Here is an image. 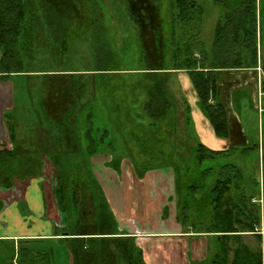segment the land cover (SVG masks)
I'll return each instance as SVG.
<instances>
[{"label":"trees","instance_id":"trees-1","mask_svg":"<svg viewBox=\"0 0 264 264\" xmlns=\"http://www.w3.org/2000/svg\"><path fill=\"white\" fill-rule=\"evenodd\" d=\"M217 1L224 6L227 21L223 23L224 25L219 24L216 41L221 42L228 57L226 60H219L222 61L221 64L216 62L213 63L215 66H209L205 43L199 37L200 31H198L203 9L196 0H174L170 8L173 14L171 27L168 30L164 27V19L156 0H125L126 16L133 27L139 30L138 38L143 48L141 55L143 67L132 71L138 75L135 80H128L126 76L116 75L120 71L123 73L120 68L123 63L122 52L120 47H116V40L111 41L110 33L99 20L97 0H94V5L88 0H0V73L4 72L10 76L22 75L25 72L23 70L25 58L26 60L29 56L33 58L38 51H41L46 53L49 59L54 45L65 48L67 43L81 37L83 32L90 31L95 38V59L88 64V67L93 68L87 69L92 70L94 76H98L91 83L88 81L93 97L87 98L92 95H85L89 88H84L83 83L81 86H75L70 82H62L57 86L50 82L45 85V96L42 98V105L38 106V114L46 123V129L57 132L56 136L48 137L53 147H64L65 143L70 141L74 146L77 144L79 148L81 147L80 151L68 152L57 150V147L53 151L62 168L64 179L61 180V185L64 193L67 180L71 176L69 169L71 164L74 165L73 154L76 158H78L76 153L85 154V158L80 154L81 158H78L79 162L75 166L77 171L88 173L86 168L88 158L101 152V147L107 148L113 156L110 165L115 169L120 168L122 158L116 157L119 154L116 152V137H118L116 132L122 134L120 139L124 143V151H129L125 147L134 145L144 147L147 143H151V139H158V145H163L165 139L169 143L176 140L172 146H180L186 144L191 136L196 135L190 104L182 95L176 98L175 92L170 87L173 86L171 76L174 72L171 70L188 72L198 106L210 122L216 136L221 139L231 138V119L227 102L220 98V92L225 88L222 87L225 77H221L217 69L240 67L257 69L255 29L258 14L262 12L261 9L259 12L258 0ZM146 34H150L148 38ZM197 53L199 55H196ZM234 55L237 62L230 61L232 60L230 57ZM259 85L263 92L261 100L264 113V79H261ZM229 90L224 89L225 92ZM97 97L102 103L103 98L105 99L103 107L106 105V113L109 117L105 114L102 118L95 116L97 113L105 112V109L98 105ZM176 111L184 113L186 117L184 125L189 137L185 142L176 134V120L169 121V115ZM242 133L239 130V134ZM83 144L87 145V151L83 150ZM226 151L228 150L209 148L197 136L194 154L192 151L191 156L190 153L186 154L187 157L181 154L175 157L177 155L174 153L169 156L167 164L175 172L179 219L186 228L192 227L196 232L216 234L217 251L213 255L215 258L199 264H264L260 250H251L244 245H241V248H233L231 244L233 238L257 230L261 224L259 205L252 198L247 201V210L244 205L239 210L233 206L229 193L232 178L235 176V165H222L220 167L222 171L215 179L214 185L203 189V178L212 172L214 167L210 165L199 169V166ZM41 158L35 154L24 155L12 150L1 152L0 187H11L18 177L26 179L36 176L37 174H33L30 168L33 166L37 168L39 163L42 166ZM133 163L135 168L142 169L139 176H143L148 170L162 167V165L142 164L135 160ZM225 168L228 170L227 176L222 174ZM22 169L23 173L17 174L18 170ZM195 171L202 173L198 180L194 178ZM85 186L89 189L87 184ZM95 201H97L96 197ZM70 202L64 199L63 207H70ZM104 202L106 212L112 215L106 198ZM196 206L198 211L195 210ZM202 210H206L204 213L208 217L207 221L203 219ZM242 215H246L248 224L239 228L237 224L241 226L244 222ZM110 224L108 217L105 221L104 218L99 217L96 222H86L87 229L76 234L102 235L93 237L95 238L91 239L93 241L100 239L109 242L122 239L114 237L117 234L115 232L103 230V227L106 230ZM62 234L72 235L66 232ZM259 235L260 233L257 234ZM126 240L130 241L129 238ZM61 241L64 245L70 243L74 264H97L96 261L104 250L96 244L91 245L90 242H86L85 237H63ZM89 246H91L90 250ZM134 248L136 253L133 252L134 256L131 260H125L126 263L146 264L142 249L139 246ZM231 252L233 258L230 256ZM122 253L129 255V248H124ZM0 264L55 263L52 248L42 250L37 248L33 241L22 239L17 249L14 243H0Z\"/></svg>","mask_w":264,"mask_h":264},{"label":"rangeland","instance_id":"rangeland-1","mask_svg":"<svg viewBox=\"0 0 264 264\" xmlns=\"http://www.w3.org/2000/svg\"><path fill=\"white\" fill-rule=\"evenodd\" d=\"M196 1L203 9L202 20L199 23L198 31H200L199 37L204 41L205 49L208 53L207 65L215 66L213 63L216 62H220L221 64L222 61L219 60H226L228 54L226 50H223L225 48L222 46L221 42L216 41V37L219 24L222 25L227 21L225 16L226 10L223 4L217 0ZM88 2L94 5V0H88ZM156 2L159 5L161 16L164 19V27L166 30H168L169 27H171L173 14L171 13L170 8H172L174 0H156ZM257 5H259V12L260 9L262 12L261 14H258L257 27L255 29L257 32L256 54L258 59V68H260L251 70H242L244 67H240L239 70H235L233 68H225L227 70L224 68L217 69L218 74L221 75V77H225L224 81L222 82V87L224 86L225 88H222L223 90L220 92V98L224 102H227L229 117L231 119V138L224 139V144L221 146H214L215 144H212L211 141L213 139L209 138V136L211 133L214 134L213 128L198 106L197 99L194 95L195 93L192 91L193 86L191 85V80L188 73L181 71L178 76L179 72H172L173 74L171 76V80L172 82H176V85L174 83V85L170 87L173 92L175 90V97L177 98V96H180L178 85H181L183 93L181 91L180 92L185 94L192 109L191 114L196 134L193 135L196 137L191 136L192 138H187L189 136H187L184 125V118H186L184 117L185 114L176 111V113H171L169 115V121L174 119L176 120V134L181 141L185 142L188 139L186 144L172 146L176 140H173L172 143H169V141L165 139L167 143L165 142L163 145H158V139H151V143H147L144 147L141 145H134L131 147H125L129 151H124V143L120 139L122 134L116 132L118 135V137H116V152L119 153L116 157H121V161L124 160L126 162L125 170H128L127 176L135 177L132 170V161L134 162L135 160L136 162H141L142 164L151 166L162 165L161 169L167 170L169 169L167 161L169 156H171L173 153L177 155L175 157H179V154L187 157L189 153L191 156L192 151L193 154L195 153L197 136L211 149L228 150L224 154H221L214 159L207 160L199 166V169L210 165L214 167L213 171L208 173V175L203 178V189L205 190L207 187L212 186V184L214 185L215 179L219 177V173L222 171L220 170L222 165H235V176L232 178L233 181L230 185L229 193L233 200V206L239 210L244 205L245 209L247 210V201L251 200L252 198L253 201L257 202L259 205L261 224L257 227V230L245 232L240 235V237L233 238L231 244L233 248L244 245L249 247L251 250H260L264 260V113L261 100V97H263V92L261 91V86L259 85L261 79H264V0H258ZM97 6L99 7V20H101L103 25L106 26L107 31L110 33L111 41L115 39L116 47H120L122 52L123 63L122 67L120 68H122L123 73H121L119 70L120 72L117 71L119 73L116 75L126 76L128 80H135L138 75L132 71H136L135 69L143 67L141 62L143 48L141 45V40L138 38L139 30L133 27V25L129 22L128 16H126L125 0H97ZM149 35L146 34V37L148 38ZM226 37H228V35H226ZM148 41H150V39ZM66 46L67 47L65 48H61L60 45H54V49L51 50L52 52L49 59L47 54L41 51H38L36 56L33 58H30V56L27 60L25 58V65L23 67V70H25L24 74L11 77L10 82H12L13 88L15 90L12 95V100L14 99L15 103V112H19L21 116H24L26 123L29 122L27 121L28 119L33 122V118L34 121H38L39 118L36 115L37 112L35 111L36 113L34 116L32 114V107H40L42 105L41 101L45 96L44 87L50 82L57 86L62 82H70L75 86H81L83 83L84 88H89L87 89L85 95L93 94V92L90 90V87H88V81L91 83L93 79H97L98 76H94L93 72H91L92 70H87L93 68L88 67V64L89 62L94 61L96 55V42L93 33L90 31L83 32L81 37L75 41H70ZM230 58H232V60H230L231 62H237L236 55ZM72 73L74 75L70 76L69 74ZM117 79L120 80L122 78ZM246 81H248L247 84ZM224 89L230 90L225 92ZM92 97L93 95L87 98ZM104 100L105 99L103 98L102 103L101 99L97 97V103L100 107L104 106ZM26 107L29 110L27 109L25 112L24 110H26ZM103 108L105 109V112L95 114L96 117L102 118L103 114L107 115L106 117H109V114L106 113V105ZM234 117L236 119H233ZM239 130H241L243 133L239 134ZM215 137L216 139H219L216 135ZM32 144L37 146L40 145L39 141ZM46 149H48L47 145L46 147L42 148V153L37 151L22 154H35L39 158H41L42 155L40 160L43 163L42 166H40V163L38 160H36L39 165L37 168L35 166L30 168L32 173L37 174L36 176H44L46 180L49 181L50 185H59L60 181L64 179L63 172L61 171L62 168L60 167V164L56 162V157L53 151H46ZM85 150H87V148ZM50 153H53L52 156L53 159H55L52 160V162L46 156ZM77 154L78 158H81V155H83L85 158V154L76 153L75 155ZM78 158L74 157L73 154L72 163L74 165L72 166L71 164L69 169L73 176H69V182L72 183L79 180L81 182L88 183L87 185L89 186V189H91L89 190L90 194L97 198L96 202L101 208L106 209L104 201L106 197L105 195L108 196L110 200V203L109 201L107 202L108 206L109 204H113L112 207L116 217L114 218V222H112L106 230H112L110 228L114 227V225L116 226L117 223L122 224V213L129 214L134 210V219L137 220L136 226L139 228L138 241L145 247L144 249L146 250L148 256L147 262L149 264H163V262L164 264H167L166 259L168 257L163 252L162 242L170 240L183 241L182 247H175L173 249L176 255L175 258L173 257L174 261H176L174 264H199L200 260L205 257L209 258L210 260L215 258L213 253L217 249L216 242L212 238L213 236L206 233L200 236H188L187 234L178 236L170 232L173 227H176L175 218L172 213L168 218L163 216V213L161 212V207L163 205L162 198L160 199L158 196H161V190L163 189L162 187L167 188L168 193V181L170 182V186L173 187L174 180H169V178L165 176L164 179L156 182V180L152 177L154 175L150 177L149 181L138 180V178H136L134 181L132 180V186L137 188V199L136 202L134 201V204H132L133 210H130V207L132 206L127 207L126 209H121L115 200H117L118 196H121L120 198L123 200L121 187L123 185L125 186L126 183L124 179V183H120L121 176L117 174L116 171H114L115 167L107 165V161L110 163V161L113 160V156L109 150L106 148L105 151H101L93 157L88 158V165L86 167L88 173L87 171L81 172L76 170L75 165L77 162H79ZM77 168H79V165ZM135 169L136 170H134V172L139 175V172H141L142 169ZM224 171L225 172L222 174L227 176L228 170L225 168ZM20 173H23V169L18 170L17 174ZM173 173V176L175 177V172L173 171ZM201 176L202 173L200 171H195L194 178L196 180L200 179ZM116 177V182H119L120 184L113 183L115 181L113 178ZM17 179H20V177ZM20 184V189L18 188L17 192L19 190L22 191L23 187L25 186L22 183ZM150 189L153 190V195H151ZM102 190H106V192H103ZM156 190H158V192ZM165 190L163 191V194ZM153 196L155 197L154 199ZM59 204H61V202ZM69 204V212L72 211L74 214H76L78 212L77 206L73 205L72 202ZM171 204L173 205L174 202ZM63 206L64 205H61L60 207L63 209ZM199 206L203 205L199 204ZM205 208L206 207L204 206V209ZM86 209L87 213L92 211V208H88V206ZM196 209H198L197 206L195 207V210ZM60 211L62 212L61 209ZM205 211L206 210H202V214L204 221H207L208 217H206V214L204 213ZM245 216L242 215V220L244 222L241 223V226L237 224V227L242 228L248 224L246 223L248 218ZM71 218H69V222H71ZM63 219H65V217H63ZM73 220L76 221L77 216L74 215ZM84 227H86V225ZM64 228L65 227H60L59 229H61V232H64ZM91 228L92 230L94 229L93 226ZM68 229L71 230V227L68 226ZM258 233H260L259 236H257ZM110 244L113 243L110 242ZM41 245L47 247L48 249L52 246L55 264H74L69 260L67 244L64 245L62 241L51 240L47 243H42ZM90 249L91 247L89 250ZM173 250L172 248L170 249V251ZM171 255L172 254H170V257ZM230 256H233V252H231ZM125 260H130L128 255L123 253L120 254L118 250L111 248V246L108 244L106 249L103 250V253L98 257L96 263L116 264L118 261V264H127Z\"/></svg>","mask_w":264,"mask_h":264},{"label":"crops","instance_id":"crops-1","mask_svg":"<svg viewBox=\"0 0 264 264\" xmlns=\"http://www.w3.org/2000/svg\"><path fill=\"white\" fill-rule=\"evenodd\" d=\"M196 55H199L197 53ZM258 68V67H257ZM260 68V67H259ZM258 68V69H259ZM235 70H239L240 68H233ZM251 70L255 68H249L244 67L242 70ZM171 70V69H169ZM227 70V69H225ZM174 72H179L178 76L181 71L187 72L185 70H171ZM188 73V72H187ZM175 75V74H174ZM16 75L10 76L7 73H0V153L6 150H12L16 151L18 153H27V152H40L42 153V148L48 146V149L46 151H54L55 147H57V150H65L68 152L80 151L81 147L76 144L74 146L73 142L65 143L64 147L55 146L53 147L50 143V140L48 137L50 136H56L57 132L48 131L46 129V123L44 120L40 117V114H38V106L32 107V114L33 116H38V121H34V118L32 119L33 122L28 119V124L25 122V117L21 116L18 113L15 112V103L14 99L12 100V95L15 92L12 82H10L11 77H14ZM177 76V77H178ZM176 85V82L173 81V85ZM248 81H246V84ZM181 84V83H179ZM172 85V82H171ZM192 85V82H191ZM193 86V85H192ZM181 85H178V91L180 95H182L186 100L187 97L183 93V90L181 88ZM13 89V90H12ZM182 93H181V92ZM194 91V89H192ZM175 92V90H174ZM195 93V91H194ZM195 98L197 99L196 93L194 94ZM24 110L25 112L27 111ZM29 110V109H28ZM36 111V112H35ZM27 119V118H26ZM214 132V130H213ZM215 134V132H214ZM211 133L209 138H212L211 141L212 144H215L214 146H221L224 144V139H216L215 135ZM40 137V138H39ZM39 141L40 145H34L32 143ZM87 148L86 144H83V150ZM102 152L106 149L101 147ZM45 153V152H43ZM54 153V152H53ZM53 153L47 154L46 156L49 158V160L52 162L53 159ZM96 155V154H95ZM42 156V155H41ZM94 156V155H93ZM92 156V157H93ZM56 157V154H55ZM109 160V157H108ZM57 162V160H56ZM104 162V161H103ZM107 165H110L109 161H107ZM56 165V164H55ZM54 166V164H53ZM133 166V174L135 177L127 176L128 170H125L126 162L123 160L121 161L120 168L115 169L114 171L119 174L120 177V183H124L125 180V186L123 185L121 187L123 200L120 198L121 196H118L117 204L121 209H126L127 207H130V210L133 208L134 201L136 202V196H137V188L132 186V180H145L149 181L150 177L152 176L156 182L159 180L164 179V177H168L169 180H174L173 187L170 186V182L168 181V193L167 188L162 187L161 190V196L162 198V207L161 212L163 213V216L170 217L171 213L174 215L175 218V228L173 227L170 232L175 235H194V236H200L204 233L213 236L212 238L216 242V234L215 233H209V232H196L195 229L192 227L186 228L182 221L179 219L180 215V209L177 206V195L175 194V177L173 176V169L172 167H169V169H151L146 171L143 176L137 175L134 170V164L132 162ZM164 172V173H163ZM172 173V174H171ZM71 176H73L71 172ZM116 176V175H115ZM174 178V179H173ZM115 181L114 184H117L119 182H116L117 177L113 178ZM124 179V180H123ZM167 179V178H166ZM102 180V179H101ZM60 181V180H59ZM58 181V182H59ZM103 181V180H102ZM24 184L22 191H18V188L20 189L21 184ZM119 183V184H120ZM85 184L81 181H74L72 183L67 180V188L66 192H63V187L61 185V181L59 185L51 184L44 176H31L26 179H16L13 183V185L9 188L6 187H0V243H14L16 246V249L18 247L19 242L22 239L33 241L35 246L39 249H48L47 247H44L41 245L42 243H47L51 240H58L61 241L63 237H85L87 240L86 242H90L91 245H97L99 248L106 249V246L108 244L111 246V248L116 249L122 253V250L124 248H129V255L128 257L132 258L133 252L136 253L135 247L141 248L142 247V255L143 260L146 264H149L147 252L144 249L145 247L139 243V228L136 226V219H134V210L133 212H130L129 214H123V222L122 224H116L114 227H111L109 230L110 232H115L117 234L114 235V237L122 238L117 239L115 241H109L104 242V240L99 241H93L91 239H95L93 237H101L100 234H76L84 232L87 228L84 227L86 222L91 223V221H95L100 217L104 218V221L106 220V217L112 222H114V218L116 217V214L114 213V209L111 204H109V209L112 212V215L108 212H106L107 209L101 208L99 204L95 201V197L92 196L89 192V189L85 186ZM166 189V190H165ZM174 189V192H173ZM115 190V186H114ZM151 190V195H153V190ZM165 190L164 194L163 191ZM103 191V190H102ZM158 192V190H156ZM89 192V194H88ZM103 192H106L104 190ZM155 192V189H154ZM173 192V193H171ZM14 195H13V194ZM10 194V195H9ZM17 194V195H16ZM105 194V193H104ZM107 194V193H106ZM107 202L110 200L107 195H105ZM164 197V198H163ZM155 197L153 196V199ZM68 199L69 202L71 201L73 205H76L78 208V212L74 214V212H69V206L64 207L63 209L60 207L63 205V200ZM61 202V204H59ZM70 202V203H71ZM174 202L172 205L171 203ZM257 203V202H256ZM92 208V211L90 213H86V208ZM115 207V206H114ZM62 210V212L60 211ZM103 211V213H102ZM116 211V209H115ZM62 213V214H61ZM102 213V214H101ZM74 215L77 216V220H73ZM101 215V216H99ZM111 215V216H110ZM169 215V216H168ZM65 217V219H63ZM72 217V218H71ZM69 218H71V222H69ZM96 218V219H95ZM117 222V221H115ZM83 224V225H82ZM68 226L71 227V230L68 229ZM82 226V227H81ZM60 227H65L63 230L66 233H72V235H65L62 234L64 232H61ZM81 227V228H80ZM80 229V230H79ZM99 230V227H98ZM97 232H102L98 231ZM104 231L105 227H103ZM110 236V234L108 235ZM124 238H129V240H126ZM113 243V244H110ZM162 248L164 254H166V261L167 264H174L176 261H174V258L176 257L174 248L175 247H182L183 241L180 240H170L162 242ZM68 246V255L69 260L73 261L72 258V249L70 243ZM43 247V248H42ZM91 247V246H89ZM52 248V246L50 247ZM67 248V247H66ZM172 248L173 251H170ZM216 249H217V242H216ZM217 251V250H216ZM216 251L213 253L215 254ZM170 254L171 257H170ZM126 255V254H125ZM174 257V258H173ZM209 259L207 257L200 260L201 263H205V261ZM131 263H134L131 261ZM164 264V262H163Z\"/></svg>","mask_w":264,"mask_h":264},{"label":"flooded vegetation","instance_id":"flooded-vegetation-1","mask_svg":"<svg viewBox=\"0 0 264 264\" xmlns=\"http://www.w3.org/2000/svg\"><path fill=\"white\" fill-rule=\"evenodd\" d=\"M87 213V211H85Z\"/></svg>","mask_w":264,"mask_h":264}]
</instances>
